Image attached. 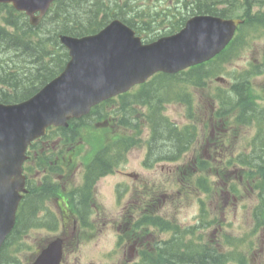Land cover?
<instances>
[{
  "label": "rangeland",
  "instance_id": "rangeland-1",
  "mask_svg": "<svg viewBox=\"0 0 264 264\" xmlns=\"http://www.w3.org/2000/svg\"><path fill=\"white\" fill-rule=\"evenodd\" d=\"M256 35H253L252 38L250 39V42L255 41L256 40ZM264 48V45L263 47ZM18 58H22V56L17 54ZM6 61L4 60H0V76L4 77V73L3 70L6 67H3L5 65ZM238 63V62H237ZM238 66H241L240 63H238ZM2 67V68H1ZM5 79V78H4ZM207 95L210 97L211 95V88H206L203 95L201 93L196 94V97L198 99H196V101L200 104L201 109L203 111V113L207 112V106H208V102L206 101L207 99ZM165 114L166 116L175 124H178L180 126L186 124L188 121L185 120V110L181 105H170L169 107H167V109L165 110ZM258 126L255 125L252 130L257 129ZM261 128L264 130V125L261 126ZM248 134V136L243 137L242 142L245 138H250V136L252 135L251 132H245ZM160 138V143L162 145L165 144H169V142H167V139H169L168 134H164L161 133L160 135H158ZM158 139V138H157ZM166 140V143L164 142ZM243 145H240V147ZM154 149L158 150V145H154ZM250 150V147H245V149H243L241 151V156L245 155L247 151ZM133 153H138V152H133ZM159 154V152H158ZM264 161V154H260L259 152H256L254 157H253V161ZM133 163H137L139 166V172L140 173H145L146 175H149L153 181L154 184H156L157 186H161V187H157V188H167L169 186H166V182L164 181L167 180L170 185H173V176H172V172L167 169V167H172L173 165H165L162 164V166H165L166 168H161L160 167H156L154 170L151 171H145L144 167L142 166V161L141 159H132ZM141 164V166H140ZM181 164V163H179ZM126 170H131V167L129 165L126 166ZM118 181L117 178H108L103 180L100 185H99V190L101 192V195L103 196V198L105 200H110V194H111V190H112V186L113 184ZM200 199L204 200V196L200 195L199 197ZM199 198L198 197H194L193 195H190L188 197H185V199L183 200V207H182V214H179V221L180 222H187V224H191L193 225L194 222H198L199 217H196L197 213L201 212V204L199 202ZM207 208L209 211H211V214L214 215L215 218L220 219V216L225 215V220L224 222L221 224V228H222V232L225 234L226 236L229 237H237L240 234V230H242L245 226L250 227V223H249V219H250V214L253 213V211L255 212L254 207H251L253 205V203L250 201V199H248L247 201H245L244 203L241 202V200H236V199H231L229 198L228 200H226V202L221 203L218 200L214 202L212 201V203H210L209 201L206 202ZM214 205L216 208V212L214 211ZM251 209V212H250ZM212 218V217H211ZM253 218V217H252ZM197 220V221H196ZM221 231L216 232V234H219ZM197 233H205V229L201 228ZM30 234H33V232H28L27 236L24 237V241L26 242V245H28L30 248L32 247V238L28 236ZM187 238V237H186ZM204 239H207L206 237H204ZM209 240L211 241L212 245H215V243H218L220 245H223L224 248H226L225 245L227 246H232L229 245L227 243V241H230V239L228 237H226L225 239H221L219 237H210ZM31 251L25 252L23 253L22 257H29L30 256ZM257 264H264L262 261Z\"/></svg>",
  "mask_w": 264,
  "mask_h": 264
},
{
  "label": "trees",
  "instance_id": "trees-1",
  "mask_svg": "<svg viewBox=\"0 0 264 264\" xmlns=\"http://www.w3.org/2000/svg\"><path fill=\"white\" fill-rule=\"evenodd\" d=\"M217 0H205V5H200L197 8V12L201 13V14H210V15H219L220 17H223L224 15H226V11L225 10H214L215 9V2ZM110 3H112V5L114 7H117V2L115 0H111ZM103 7L105 6L103 4V0H61L57 6V9L53 11V14L58 16V17H64L62 19L57 20L56 18H54L51 23L50 26L53 29L52 33H54L55 31H59L62 28L66 29V24L75 21L77 23L80 24L81 28L84 29L85 27L87 28L88 31H92L93 30V26L97 24L95 23H87V19H89V17H91L92 14V7ZM122 7H124L125 9L128 8V4L126 3V5H121ZM181 18L179 16H173L172 17V22L174 24L180 23L181 22ZM12 26L16 27V24L13 23L11 24ZM26 28H29L25 22V24L23 26H20L19 28V33L16 34L15 36L12 35V37H7L5 38V43H3L2 45L5 47V52L6 53H10V52H14V53H18V55L22 56L21 60L23 62L26 63H34L36 64V66H39L40 68H42V64L40 62L41 60V55H43L45 53V43L49 42L51 40H54L55 37L54 36H49L45 42H37L36 44H33L29 41H27V37H28V31L26 30ZM26 30V31H24ZM86 30V29H85ZM11 47H13V49H10ZM48 56V55H46ZM19 59V58H18ZM42 72L45 71H40L39 72V76L42 74ZM27 74V76H31V77H37L33 74H31L29 71L25 72ZM16 75V74H14ZM11 73H7L6 74V79H7V84L5 85H9L10 87L13 88H20V87H26L27 83L25 84V79L23 77H19L18 75L14 76ZM46 75H51L50 73L46 74ZM42 76V75H41ZM19 77V79H18ZM39 80V79H37ZM41 84V83H40ZM20 85V86H19ZM29 86H32V83H28ZM23 94L25 95L24 91ZM161 133L164 134H168L171 135L169 136V139H167V142H169V144H165L162 145L161 143V147H162V151H172V149L174 148V143L177 140L176 136L172 133H170L169 131H163L160 128L158 129V135H160ZM173 135V136H172ZM173 137V138H172ZM159 138V136L157 137ZM173 139L175 141H173ZM160 140V138H159ZM166 143V140L164 141Z\"/></svg>",
  "mask_w": 264,
  "mask_h": 264
},
{
  "label": "water",
  "instance_id": "water-1",
  "mask_svg": "<svg viewBox=\"0 0 264 264\" xmlns=\"http://www.w3.org/2000/svg\"><path fill=\"white\" fill-rule=\"evenodd\" d=\"M216 26H217V28H218V32H222L223 30H224V24L223 23H221V22H219V21H216ZM223 35H225V33L224 34H222V36ZM223 38V37H222ZM217 45H219V42H217L216 43ZM94 95V94H93ZM92 96V95H91ZM97 97V96H96ZM81 102V98H79V99H68V100H66L63 104H61V103H59V102H56V103H54V102H52V105H51V107H50V109H49V111H48V119H47V121H50V122H53V120L55 119L54 117H55V115L56 114H58V111L57 110H59L58 108H65V109H67V108H69V107H74V106H76L77 104H79ZM80 107V106H79ZM84 107V106H83ZM83 107H81L79 110H77V111H80V110H82L83 109ZM77 111H72L71 109H67V110H65L64 111V115H63V117H65L66 115H68V114H75V113H77ZM12 115L15 117V115L12 113ZM42 115L44 116V117H47L46 116V114L45 113H42ZM18 117H17V120L20 122V123H22V124H25V121L28 119V118H30V115H28L27 113H20L19 115H17ZM12 129H14V128H12ZM18 146H19V144H18Z\"/></svg>",
  "mask_w": 264,
  "mask_h": 264
}]
</instances>
